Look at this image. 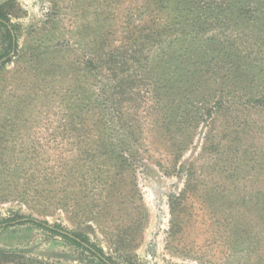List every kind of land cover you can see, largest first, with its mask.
Listing matches in <instances>:
<instances>
[{"label":"rangeland","instance_id":"rangeland-1","mask_svg":"<svg viewBox=\"0 0 264 264\" xmlns=\"http://www.w3.org/2000/svg\"><path fill=\"white\" fill-rule=\"evenodd\" d=\"M161 1L0 0L16 25L19 44L18 55L0 71V219L21 213L82 232L119 264H264V221L250 222L247 228L258 244L250 247L229 238V215H216L215 208L224 204L219 197L211 203L189 196L183 203L181 231L170 236L169 197L183 190L186 176L169 174L174 163L170 144L156 131L154 119L149 116L147 120L144 113L145 141L135 176L124 182L118 178L115 187L124 190L132 182L136 184L147 210L144 229L135 234L134 243L138 244L129 250L131 258L115 251L114 238L119 229L133 226L132 211L103 209L96 220L87 214L90 204L96 212L103 208L102 189L94 182L96 169H100L92 159L95 147L91 138L79 137V133H86L82 125L91 120L95 109L97 87L90 71L95 38L103 37L109 52L121 44L127 29L140 26L149 14H158L153 16L159 26H166V12L172 8H163L167 3ZM207 1H194L193 6L198 8ZM259 2V20L250 24L255 29L264 15V0ZM160 52L155 48L152 55ZM55 65L70 67L51 74ZM45 69L51 72L45 75ZM260 83L258 80L253 85ZM71 108L81 120L66 121ZM252 118L260 120V114L254 113ZM206 124L196 129L181 163L189 166L195 162L202 182H228L209 177L207 166L213 155L202 154ZM82 172L90 182L84 183ZM251 175L242 174L237 181L240 190L230 195L244 196L246 191L262 188V177L255 184ZM243 183L249 187L244 188ZM0 264L101 262L63 236L27 222L0 231Z\"/></svg>","mask_w":264,"mask_h":264},{"label":"trees","instance_id":"trees-1","mask_svg":"<svg viewBox=\"0 0 264 264\" xmlns=\"http://www.w3.org/2000/svg\"><path fill=\"white\" fill-rule=\"evenodd\" d=\"M194 1L198 0H162L161 4L167 3L163 8H172L166 12V26L157 23L154 16L158 14H149L140 26L127 29L121 44L112 46L109 52L106 40L95 38L90 58L91 76L97 87L95 109L91 120L86 119L82 125L86 133H79V137L91 138L95 147L92 159L100 169H96L94 182L98 181L102 189L103 208L96 212L90 204L86 210L94 220L103 209L132 211L133 226L119 229L114 238L115 251L121 257L137 246L135 234L144 229L147 221L137 185L132 182L129 189L115 188L118 178L124 182L135 176L145 141L143 113L147 120L149 116L154 119L159 129L156 131L170 144L174 163L169 174L186 176L183 190L169 197L170 236L181 231L183 203L189 196L203 197L211 203L219 197L224 204L215 208L216 215H229L228 237L250 247L259 243L247 228L250 222L264 221V141H260L264 139V15L256 29L250 25L259 20L257 13L262 3L208 0L196 8ZM0 31L1 71L19 53L16 25L2 5ZM155 48L161 51L156 56L152 55ZM63 68L55 65L52 72L45 69L43 74L59 73L58 69ZM258 80L261 83L254 86ZM254 113L260 114V120L252 118ZM81 117L72 109L66 121L75 123ZM203 123H207V131L202 154L213 155L207 166L209 177L229 179L228 182H202L195 162L189 166L181 163L196 129ZM242 174H252L255 184L262 177V188L253 193L246 191L244 196H231L240 190L237 181ZM81 175L84 183L90 182L86 173ZM63 199L67 206V197ZM27 222L63 236L101 264H119L87 234L47 220L15 213L0 219V231ZM127 257L131 258V254Z\"/></svg>","mask_w":264,"mask_h":264}]
</instances>
